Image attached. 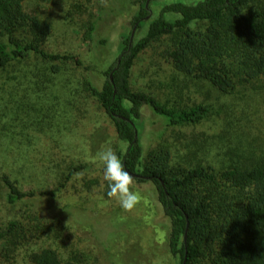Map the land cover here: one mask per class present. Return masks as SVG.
I'll return each instance as SVG.
<instances>
[{
  "label": "rangeland",
  "instance_id": "rangeland-1",
  "mask_svg": "<svg viewBox=\"0 0 264 264\" xmlns=\"http://www.w3.org/2000/svg\"><path fill=\"white\" fill-rule=\"evenodd\" d=\"M139 1L107 0L108 7H104L100 0H25V9L50 25L44 48L77 55L83 64L60 62L56 74L51 71L52 63L31 57L24 64V68L30 67L29 78L21 81L11 98L6 78L0 79V114L8 112L0 120V147L13 166L12 176L38 198L37 212L48 229L39 246L52 247L62 259L72 258L77 264H178L168 250L169 222L150 180L134 179L132 190L142 200L132 212L106 195L97 153L111 147L117 154L125 143L117 138L112 121L84 85L89 78L101 86L106 77L103 71L118 55L120 33L131 30L130 20ZM172 1L193 0H150L151 16L158 14L163 3ZM261 1L254 0L252 6ZM93 20L95 32L89 39ZM145 31L146 26L135 30L133 38ZM102 38L106 40L103 44ZM172 43L171 34L151 41L133 62L129 86L177 108L207 104L209 112L199 123L166 127L143 107L144 151L166 147L173 161L188 165L212 154L216 162V143L242 141L264 148V78L222 94L175 70L166 57ZM35 70L40 78L33 77ZM80 164L84 167L54 196L41 195L58 186L73 165ZM0 210L1 219L5 214Z\"/></svg>",
  "mask_w": 264,
  "mask_h": 264
},
{
  "label": "trees",
  "instance_id": "trees-1",
  "mask_svg": "<svg viewBox=\"0 0 264 264\" xmlns=\"http://www.w3.org/2000/svg\"><path fill=\"white\" fill-rule=\"evenodd\" d=\"M24 1L0 0V79L6 78L10 98L21 81L29 78L30 67L24 68V64L31 57L52 63L51 71L56 74L60 62L83 64L77 55L44 48L50 25L27 11ZM149 1H139L130 32L120 33L118 55L103 71L106 77L101 86L89 78L84 80L87 94L99 102L117 138L125 143L117 150L125 169L145 176L134 177L138 182L154 184L169 222L168 250L178 264L183 260L184 264H264V148L242 141L216 143V162L212 154L188 165L173 161L166 147L145 152L141 143L143 107L166 127L199 123L209 108L207 104L169 106L151 94L132 90L128 81L138 54L151 41L168 34L173 35V43L166 57L175 70L222 94L264 78V0L255 6L254 0L172 1L163 3L154 17ZM144 26L141 37H131L132 31ZM95 27L93 20L89 39ZM105 41L100 39L101 44ZM35 72L33 77L40 78ZM2 98L0 95V102ZM6 114H0V120ZM3 152L2 146L0 208L5 215L0 219V264H77L72 258L62 259L52 247L39 246L48 229L37 212L38 198L12 176L13 166ZM83 167L73 165L58 186L41 195L54 196Z\"/></svg>",
  "mask_w": 264,
  "mask_h": 264
},
{
  "label": "clouds",
  "instance_id": "clouds-1",
  "mask_svg": "<svg viewBox=\"0 0 264 264\" xmlns=\"http://www.w3.org/2000/svg\"><path fill=\"white\" fill-rule=\"evenodd\" d=\"M104 7H108L107 0H100ZM98 161L103 165L102 178L106 182L109 198H115L120 207L126 212H132L141 202L139 192L133 191V175L124 167L119 156L111 147H106L97 153Z\"/></svg>",
  "mask_w": 264,
  "mask_h": 264
},
{
  "label": "water",
  "instance_id": "water-1",
  "mask_svg": "<svg viewBox=\"0 0 264 264\" xmlns=\"http://www.w3.org/2000/svg\"><path fill=\"white\" fill-rule=\"evenodd\" d=\"M132 35H133V31L131 33V37H132ZM109 78H110V80L112 79L111 78V73H109ZM129 172L133 175V177H145V176H142V175H140L138 173H135V172H131V171H129ZM185 238H186V230H185V233H184V240H185ZM184 263H185V260H183V262L181 264H184Z\"/></svg>",
  "mask_w": 264,
  "mask_h": 264
}]
</instances>
